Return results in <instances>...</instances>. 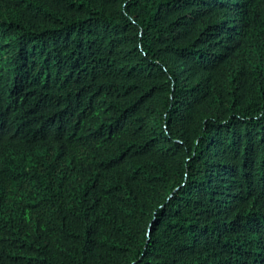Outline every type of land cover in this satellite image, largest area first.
Masks as SVG:
<instances>
[{"label": "trees", "instance_id": "trees-1", "mask_svg": "<svg viewBox=\"0 0 264 264\" xmlns=\"http://www.w3.org/2000/svg\"><path fill=\"white\" fill-rule=\"evenodd\" d=\"M0 264H264V0H0Z\"/></svg>", "mask_w": 264, "mask_h": 264}]
</instances>
